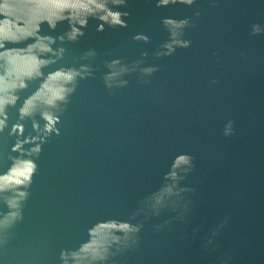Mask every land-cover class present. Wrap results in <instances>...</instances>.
<instances>
[{
  "label": "water",
  "instance_id": "obj_1",
  "mask_svg": "<svg viewBox=\"0 0 264 264\" xmlns=\"http://www.w3.org/2000/svg\"><path fill=\"white\" fill-rule=\"evenodd\" d=\"M156 3L0 0V176L13 124L43 137L26 198L0 182V264H264V0Z\"/></svg>",
  "mask_w": 264,
  "mask_h": 264
},
{
  "label": "clouds",
  "instance_id": "obj_2",
  "mask_svg": "<svg viewBox=\"0 0 264 264\" xmlns=\"http://www.w3.org/2000/svg\"><path fill=\"white\" fill-rule=\"evenodd\" d=\"M170 2V0H157L156 6L160 7L161 5H167ZM215 2V0H214ZM171 3H177V0H171ZM179 3L181 4H186V5H192L194 3V0H179ZM114 15V23H119L121 25H125L126 21L122 18L120 12H116L113 14ZM129 13L124 12L123 16L126 17L128 16ZM196 15H200L199 12L196 13ZM101 19H104L103 17ZM188 18H185L184 21H181V23H187ZM80 23L86 24V21H81ZM162 23L164 25H171L176 23V20L174 17H164L162 19ZM104 28L103 24L98 25L97 30L102 31ZM262 31H264V28H261L259 24H254L252 26V34L253 35H258ZM82 34V33H81ZM136 39H143L147 41L149 39L148 35L139 33L135 37ZM55 43V41H53ZM179 44L181 47H189L192 44L191 40H184V41H176L172 40L170 42H165L163 47L167 49L163 54L164 55H171L175 51V47L173 45ZM48 50L52 51V46H48ZM242 55H246V52H242ZM141 55H147V53H141ZM219 58V57H218ZM115 62V61H114ZM155 70V69H152ZM14 69H8L6 71V75H11ZM25 75H32L31 71H27L24 73ZM56 75H61L60 72H57ZM68 79H72V76L69 75ZM21 86H23V81H21ZM69 91H72L69 89ZM59 99H64V95L62 93L58 94ZM6 99L3 97H0V131L4 130L8 126V120H7V113L4 111V105L8 103ZM14 102V100L12 101ZM52 101H49L51 103ZM32 101L31 99L27 100L24 104V106L20 109L22 117L24 115L30 114V105ZM46 121H48L45 124V131L51 133L53 130L59 133V129L56 128L54 129V125L56 122L59 120V116H53L52 114L45 113L44 114ZM231 123V122H230ZM34 128L38 127L36 123L33 125ZM24 133V125L21 123H16L11 126V132L10 134H16L17 139L15 143L12 145L11 151L13 153L19 152V156H13L12 157V164L8 168L7 172L3 174V176H0V182H7L9 184H15L17 186L21 187V191L19 192V197L21 198H26V193L23 191V188L27 185H30L32 182V179L38 169V163L36 159L31 158L32 153H39L41 151V144L35 143L37 140L43 139V137L40 136H33V137H28V136H23ZM23 136V139H20V137ZM25 145H30V147L25 148ZM183 158V157H181ZM174 175V173L172 174ZM4 187V183H0V189ZM109 222L107 220H104L101 222L102 226H108ZM112 227H116L115 224L111 225ZM120 229H129L130 226L127 222L121 223L119 225ZM132 231L139 232V228H131ZM93 231L90 229V232ZM138 240H132V244L137 243ZM211 243V241H209ZM90 247L88 243H85L84 245H81L79 250H63L61 252V260L62 264H80L79 261V253L82 251L87 250ZM104 251H107L106 249ZM104 251H100L97 249H93V259H99V260H106L108 257L104 254ZM120 250L117 249V252H113L112 256L116 255ZM231 259V257H229ZM115 264V262H114ZM225 264H227V261H225Z\"/></svg>",
  "mask_w": 264,
  "mask_h": 264
}]
</instances>
